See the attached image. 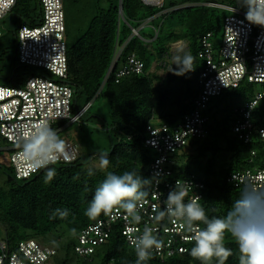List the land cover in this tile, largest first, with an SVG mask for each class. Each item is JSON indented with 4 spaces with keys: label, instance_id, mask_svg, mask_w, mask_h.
I'll list each match as a JSON object with an SVG mask.
<instances>
[{
    "label": "trees",
    "instance_id": "1",
    "mask_svg": "<svg viewBox=\"0 0 264 264\" xmlns=\"http://www.w3.org/2000/svg\"><path fill=\"white\" fill-rule=\"evenodd\" d=\"M120 2L124 20L118 8ZM166 3L164 0L162 8L145 6L141 0H90L87 4L86 8H91L93 14L86 30L73 44L67 45L66 41L68 82L75 90L73 112L77 114L87 107L78 127L82 129L83 126L88 127L92 120L98 121L106 142L103 145L85 142L79 159L74 163L52 165L57 174L49 183L44 182V170L27 179L17 180L12 168L0 164L6 175L0 185V242L7 243L10 253L27 239L46 245L49 243L47 236L63 226L65 230L61 233L66 238L61 244L56 241L54 247L57 252L49 261L51 264H135V253L117 227L108 242L90 258L80 257L75 252L77 235L104 217L102 214L96 220H90L84 215L95 188L105 177V173L100 171L90 176L87 169L103 151L109 154L108 171L120 174L125 170H135L144 178H150L151 152L144 142L146 127L150 123L175 126L193 110L198 92L197 77L203 67L199 56L200 40L209 32L216 39L222 35L223 22L229 14L207 5L235 7L239 0H180L168 6ZM183 5L187 6L180 7ZM165 10L166 13L160 14ZM41 15L39 0H18L6 19L10 21L9 37L6 35L0 39V63L8 52L2 45L14 39L17 51L19 29L39 26ZM159 17L164 18L163 23L154 24ZM147 19L151 21L146 26L153 24V30L145 33L146 26H141ZM133 30H138L139 34L136 36ZM67 34L65 20V38ZM179 41L188 42L189 53L195 57L194 70L183 75L171 73L165 79L151 73L153 62L162 61L168 56L170 45ZM133 54L143 62V73L127 75L117 81L116 73ZM17 63L13 66L9 59L1 63L0 85L22 86L29 76L39 71L21 64L18 57ZM253 90L252 87H242L215 98L210 107L212 120L208 136L192 141L178 154L179 172L176 177L195 175L203 180L206 188L202 206L209 217L226 215L238 198L242 187H233L227 182V176L233 171L260 164L264 159L263 140L255 137L247 145L232 134V112L236 106L232 110L225 106L228 99L242 97L244 102L249 101ZM99 99L107 102V118L91 114L94 103ZM251 150L257 152L253 162H250ZM223 151L230 154L231 160L228 166L217 169L214 156ZM209 152H212L211 158L206 157ZM57 209H67L68 216L64 219L54 216ZM186 245L189 252L185 255L169 258L163 263L152 257L147 264H200L190 255L192 242ZM225 246L233 250L225 264H239L238 248L230 235L225 238ZM213 264H216L215 260Z\"/></svg>",
    "mask_w": 264,
    "mask_h": 264
},
{
    "label": "built area",
    "instance_id": "2",
    "mask_svg": "<svg viewBox=\"0 0 264 264\" xmlns=\"http://www.w3.org/2000/svg\"><path fill=\"white\" fill-rule=\"evenodd\" d=\"M66 0H39L42 15L39 26H23L18 31L17 51L21 64L39 70L29 76L22 86L0 85V136L7 143V152L0 156V164L12 168L17 180L27 179L39 171H33L26 158L20 155L16 140L22 130L40 120H49L51 126L65 141L66 150L74 159L71 163L59 160L56 164H72L81 155L79 145L67 133L69 126L79 124L87 107L73 112L74 87L68 82L67 46L65 38L64 2ZM18 0H0V39L4 33L2 21L13 11ZM148 7L162 8L164 0H141ZM227 11L223 22L221 39L212 33L200 40V58L203 67L197 77V96L193 110L175 125L150 123L147 128L145 147L151 152L148 167L150 178L155 176L149 196L140 208L143 217L139 225L129 222L126 214L117 209L110 216L99 219L84 228L76 237L75 252L90 258L110 239L115 227L131 247L128 236L137 234L145 224L153 229L154 235L163 241L160 250H153L152 257L160 262L182 256L189 252L190 234L183 222L176 218L154 219L153 205L165 207L164 201L173 190L177 180L188 190V199L199 197L204 200L205 183L195 175L177 178L178 154L194 140H203L209 134L212 112L210 107L215 98L242 87H252V98L233 109L232 134L244 144H251L255 137L264 141V27L250 24L245 12L236 7L208 4ZM162 11L160 14L165 13ZM121 19L124 16L120 13ZM147 19L141 28L150 23ZM137 36L139 31L133 30ZM144 64L134 54L124 67L116 73L117 81L124 76L143 73ZM256 89V90H255ZM89 106V105H88ZM257 152L251 150L250 162ZM264 156V155H263ZM52 166V165H51ZM158 180V184H157ZM227 182L240 188L250 182L264 188V159L260 164L231 172ZM56 248L44 245L35 239L21 241L17 250L9 252L6 242H0V264H45L55 255Z\"/></svg>",
    "mask_w": 264,
    "mask_h": 264
},
{
    "label": "clouds",
    "instance_id": "3",
    "mask_svg": "<svg viewBox=\"0 0 264 264\" xmlns=\"http://www.w3.org/2000/svg\"><path fill=\"white\" fill-rule=\"evenodd\" d=\"M239 4L246 9L245 19L250 24L264 27V0H239ZM175 59L177 75L194 70L195 57L190 53ZM16 146L33 171L44 170L45 183L51 182L57 174L51 165L61 159L66 163L74 159L66 150L65 141L46 119L22 130ZM109 168V154L103 151L88 167V175L100 171L105 173V177L95 188L84 215L96 220L102 214L110 216L119 209L126 214L130 223L139 225L143 220L140 208L148 198V189L156 177L144 178L135 170L117 174L108 171ZM187 197L188 190L177 180L174 189L167 194L165 207L161 210L158 204L153 205V211L156 221L169 217L183 222L193 244L190 249L193 259L200 261V264H213L214 260L216 264H225L233 255V250L225 246V238L230 235L238 248L239 264H264V188L250 182L244 183L231 209L222 217H209L205 208L198 203V196L186 202ZM68 214L67 209H57L53 215L64 219ZM136 231L137 234L128 236L136 256L135 264H147L153 250L163 247V241L154 235L147 224Z\"/></svg>",
    "mask_w": 264,
    "mask_h": 264
},
{
    "label": "rangeland",
    "instance_id": "4",
    "mask_svg": "<svg viewBox=\"0 0 264 264\" xmlns=\"http://www.w3.org/2000/svg\"><path fill=\"white\" fill-rule=\"evenodd\" d=\"M180 0H167V5H170L171 3H178ZM90 2V0H66L64 2V16L65 20L68 26V34H67V45H71L76 41V38L84 32L88 26L89 19L91 18L93 14V10L91 8H86L87 4ZM187 5H183L180 7H186ZM178 7V8H180ZM236 8L239 10L246 12V9L242 7L239 3L235 5ZM169 9V8H168ZM166 11V10H165ZM166 13V12H165ZM163 17H159L154 24L160 25L163 23ZM2 30L4 35L9 37V31H11L10 27V21L4 20L2 21ZM153 30V24H150L149 26H146L144 31L145 33H148ZM218 40L221 39V36L217 38ZM8 43H5V46L2 45V47L7 48L8 52L6 56H3V60L1 63L7 62V59L10 60L11 65L16 66L17 63V57H18V51L15 50V43H13L14 39H10ZM185 53H189V45L187 41H179L177 43H173L170 45V51L168 56L166 55L162 61H155L152 64L151 73H154L158 75L159 77H162V79L167 78V76L171 73H176V70L178 66L176 63V57L180 56L182 57ZM0 63V65H1ZM8 69V68H7ZM8 72V71H6ZM159 83L156 82V85ZM256 90V89H255ZM243 98H234V99H228L225 103V106L231 108L234 106H242L243 105ZM92 115H99L102 117L107 118L108 116V106L107 102L104 99L97 100L93 108L91 109ZM67 133L70 134L73 139L76 140L77 145H79V148L82 149L85 145V142H93L99 143L101 145L105 144L106 138L103 134V131H101L100 124L96 120H92L88 127L83 126L82 129L78 127L77 124H73L68 127ZM90 131H92V134H90ZM7 143L4 141V139L0 136V156H4L7 152ZM188 149V148H187ZM212 152H209L206 156L207 158H211ZM217 161V169L224 168L228 166L230 163L231 157L228 152H220L214 156ZM8 167L7 165H5ZM6 179L5 170L4 168H0V185L4 183ZM65 230V227H59L56 231L51 232L47 238L49 240V243L46 242V245L48 246H55L56 241L57 244H61L63 241H65V236L62 234ZM62 232V233H61ZM42 241V240H41ZM45 243V242H44ZM51 264V262H49ZM93 264H97L93 263Z\"/></svg>",
    "mask_w": 264,
    "mask_h": 264
},
{
    "label": "water",
    "instance_id": "5",
    "mask_svg": "<svg viewBox=\"0 0 264 264\" xmlns=\"http://www.w3.org/2000/svg\"><path fill=\"white\" fill-rule=\"evenodd\" d=\"M119 12L123 14V7H122V2H120V5H119Z\"/></svg>",
    "mask_w": 264,
    "mask_h": 264
}]
</instances>
